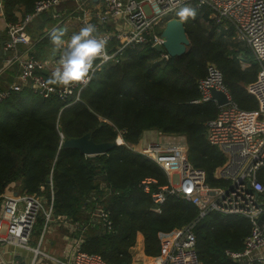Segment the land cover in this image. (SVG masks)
<instances>
[{
	"label": "trees",
	"instance_id": "16d2710c",
	"mask_svg": "<svg viewBox=\"0 0 264 264\" xmlns=\"http://www.w3.org/2000/svg\"><path fill=\"white\" fill-rule=\"evenodd\" d=\"M37 1L3 0L5 20L18 21L17 13L26 16L33 12ZM193 12L177 15L191 42L181 56L160 60L151 43L129 48L121 63L100 67L82 91L81 101L70 106H66L70 99L44 97L28 88L1 102L0 196L13 183L21 193L47 200L53 192L54 218L66 216L75 224L71 237L81 238L82 249L101 254L109 264H133L140 236L146 256L162 254L160 235L195 221L200 209L174 194H167L162 203L156 201V194H166L168 174L131 145H137L147 129L184 135L191 163L206 171L211 185L222 186L224 182L215 173L226 157L209 142L207 134V122L217 117L220 108L213 100H203L200 89L209 66L220 69L230 97L239 107H258L257 98L247 90L260 69L250 49L240 55L241 43L234 38V28L225 29L212 18L211 7L195 6ZM35 21L27 27L32 35L39 30L33 24L51 28L57 23L49 13ZM69 32L57 26L37 42L36 56H44L39 52L41 45L54 47L53 33L63 39ZM88 132L98 143L116 141L119 134L126 143L91 156L63 147L66 138ZM45 223V216L40 215L33 234L39 237ZM251 230L243 215L208 213L194 229L200 262L237 264L226 251H242Z\"/></svg>",
	"mask_w": 264,
	"mask_h": 264
},
{
	"label": "built area",
	"instance_id": "2783aa9c",
	"mask_svg": "<svg viewBox=\"0 0 264 264\" xmlns=\"http://www.w3.org/2000/svg\"><path fill=\"white\" fill-rule=\"evenodd\" d=\"M195 6L211 7L212 18L223 23L225 29L233 27L235 40L245 43L253 59L259 63L256 81L247 86L249 93L257 98L258 107L254 110L239 107L230 97L220 69L209 66L207 76L200 81L202 99L217 103L211 96L213 87L229 97V102L219 107L217 117L207 122L209 142L226 157L215 173V178L224 182L222 186L211 185L206 171L191 163L184 135L158 131V138L138 146L131 145L134 151L153 160L168 174L169 185L164 187L166 194H156V201L162 203L167 194H174L194 202L200 209L195 221L160 235L162 254L148 257L142 250L138 256H144V260H135L133 264H202L195 246L194 229L197 222L211 212L245 216L252 226L244 240L245 247L240 252L227 250L226 254L237 264H264V0H38L33 12L16 22H7L6 65H17L18 73L15 82L0 90V103L25 88L44 97L70 99L66 106L81 101L82 91L89 86L100 67L121 63L129 48H143L149 43L153 47L164 46L162 33L166 22L178 19L180 12L187 15L185 9L191 11ZM2 8L0 1V10ZM45 13L57 20V26H65L73 19L80 27L85 23L93 24L94 35L106 41L110 58L95 62L98 67L94 68L86 83L65 90L53 84L43 73V70L52 73L59 67L67 41L77 32L70 29L52 59L37 57L35 41L27 27ZM170 57L167 51L160 53V60ZM117 143H126L121 134ZM174 175L178 176L179 182H173ZM4 198L8 221L6 225L0 221V232L4 233L0 234V242L40 253L39 247L30 245V240L40 215L46 218L44 231L54 218L53 192L50 200L28 193L6 194ZM155 210L161 211L159 207ZM57 219L66 221L61 215ZM70 240L67 255L57 259L59 264H109L101 254L82 249L81 238L74 236Z\"/></svg>",
	"mask_w": 264,
	"mask_h": 264
},
{
	"label": "crops",
	"instance_id": "0c3cea01",
	"mask_svg": "<svg viewBox=\"0 0 264 264\" xmlns=\"http://www.w3.org/2000/svg\"><path fill=\"white\" fill-rule=\"evenodd\" d=\"M3 1V0H0ZM18 20L22 19L24 16H22L21 12L17 13ZM38 18V17H37ZM37 18H35L32 22H34ZM30 22L29 25L32 23ZM35 24H39V21H35ZM28 25V26H29ZM59 26V25H58ZM63 26V25H62ZM7 21L5 20V17L3 15L2 10H0V89L8 86L9 84L16 81V75L18 67L17 65H6V60L8 57L7 52L4 49L5 43L8 41V35H7ZM41 29H40V28ZM34 25V29H39L38 31L32 33H29L35 43H34V50L35 47L37 48L36 44L37 42L41 43V40L49 35L52 31H54L57 28L56 23L54 25H51V28L46 27V25L42 28L41 26ZM69 31L71 28L79 31L81 28L77 21L70 20L65 26ZM36 29V30H37ZM4 32H6V38L3 37ZM1 42H4L1 45ZM54 47H48L41 45V49L39 52H43L44 56L41 59H48L52 58L58 49V46L54 43ZM35 53V52H34ZM36 55V54H35ZM46 71V72H45ZM43 70V73L49 80L51 81V71L49 70ZM143 138L141 141L137 144H143L147 140H153L154 138H158V130L156 129H147L143 133ZM6 194H22L19 189L17 188V184L13 183L10 184L5 192L1 194L0 196V221L4 225H6L8 221V216L4 213V196ZM62 217H66L64 215H61ZM67 218V217H66ZM51 223L54 225L52 228L53 231L49 233V237L47 240H45V237L48 232V227L44 231H42V234L37 237L36 235H32V238L30 240V245L32 247H39L41 250L40 253L35 252L34 250L29 249H23L18 248L14 245H10L7 243L0 242V264H59L58 260L59 258H64L67 255V248L66 244L67 241L70 240L73 232V228H75V224L69 223V221L66 219V221H62L56 218H53ZM45 228V227H44ZM0 234H4L3 231L0 232ZM141 241L143 242V237L140 236ZM40 239H42V242L40 243Z\"/></svg>",
	"mask_w": 264,
	"mask_h": 264
},
{
	"label": "clouds",
	"instance_id": "9594fccd",
	"mask_svg": "<svg viewBox=\"0 0 264 264\" xmlns=\"http://www.w3.org/2000/svg\"><path fill=\"white\" fill-rule=\"evenodd\" d=\"M94 32L95 26L85 23L79 31L71 35L60 58L59 67L51 73L50 79L53 84L68 90L76 84L86 83L94 68L98 67L95 62L98 59L107 61L110 58L107 54L106 41L95 36ZM51 40L59 46L61 36L53 33Z\"/></svg>",
	"mask_w": 264,
	"mask_h": 264
},
{
	"label": "water",
	"instance_id": "95a60500",
	"mask_svg": "<svg viewBox=\"0 0 264 264\" xmlns=\"http://www.w3.org/2000/svg\"><path fill=\"white\" fill-rule=\"evenodd\" d=\"M162 35L165 38L164 46L156 45L155 48L159 53L167 51L172 57L184 54L191 43L187 35L186 25L181 19L172 18L168 20ZM3 43L1 42V45ZM210 92L214 100L217 101L218 107L229 102V97L224 91L213 87L210 89ZM117 144V140L98 143L92 137V132H88L80 137L66 138L63 142V147L77 148L81 153L91 156L108 153ZM144 258V256H135V260L138 261L144 260Z\"/></svg>",
	"mask_w": 264,
	"mask_h": 264
},
{
	"label": "rangeland",
	"instance_id": "374dc122",
	"mask_svg": "<svg viewBox=\"0 0 264 264\" xmlns=\"http://www.w3.org/2000/svg\"><path fill=\"white\" fill-rule=\"evenodd\" d=\"M193 12V8L191 9V11L189 12H186L187 13V15L188 14H191ZM182 13V12H181ZM240 42V41H239ZM241 43V45L239 46V48H240V55H246V49H248L247 48V46H246V44L245 43H243V42H240ZM249 50V49H248ZM251 52V51H250ZM252 54V53H251ZM50 59H52V58H50ZM155 139V138H154ZM147 141V140H146ZM146 141H145V143H146ZM173 182L174 183H177V182H179V179H178V176L176 175H174V177H173ZM54 227V225L52 224V223H50L49 224V226H48V232H47V235H46V237H45V240H47V238L49 237V233L50 232H52L53 231V228ZM141 237H139V240H138V243H137V245H136V248H135V253H136V256H138V254H139V252H141L142 250H143V247H142V241H141V239H140ZM71 240H68L67 241V244H66V248H67V252H68V247L70 246V244H71Z\"/></svg>",
	"mask_w": 264,
	"mask_h": 264
}]
</instances>
